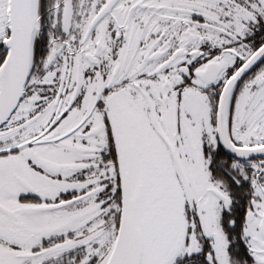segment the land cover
I'll use <instances>...</instances> for the list:
<instances>
[{
    "label": "snow or ice",
    "instance_id": "obj_1",
    "mask_svg": "<svg viewBox=\"0 0 264 264\" xmlns=\"http://www.w3.org/2000/svg\"><path fill=\"white\" fill-rule=\"evenodd\" d=\"M0 264H264V0H0Z\"/></svg>",
    "mask_w": 264,
    "mask_h": 264
}]
</instances>
